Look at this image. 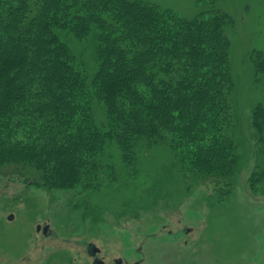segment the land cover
<instances>
[{"label": "trees", "instance_id": "1", "mask_svg": "<svg viewBox=\"0 0 264 264\" xmlns=\"http://www.w3.org/2000/svg\"><path fill=\"white\" fill-rule=\"evenodd\" d=\"M218 1L198 0L205 11L186 19L144 0H0V175L31 174L47 189L98 186L113 142L129 168L142 147L166 146L182 174L228 186L233 19ZM94 32L90 70L70 42ZM252 61L264 76V53ZM252 125L264 151V103ZM250 183L264 184L263 167Z\"/></svg>", "mask_w": 264, "mask_h": 264}, {"label": "rangeland", "instance_id": "2", "mask_svg": "<svg viewBox=\"0 0 264 264\" xmlns=\"http://www.w3.org/2000/svg\"><path fill=\"white\" fill-rule=\"evenodd\" d=\"M144 1L186 19L205 11L198 0ZM216 8L233 19L225 31L236 155L229 185L182 174L166 146L142 147L129 168L113 142L91 188L47 189L7 169L0 175V264H93L89 244L105 264H264V184L250 183L264 168L252 125L253 109L264 103V76L252 61L255 51L264 53V0H219ZM70 46L96 70L95 32ZM95 118L102 127L103 112Z\"/></svg>", "mask_w": 264, "mask_h": 264}, {"label": "water", "instance_id": "3", "mask_svg": "<svg viewBox=\"0 0 264 264\" xmlns=\"http://www.w3.org/2000/svg\"><path fill=\"white\" fill-rule=\"evenodd\" d=\"M40 229H41V227L39 226L37 230L40 231ZM49 230H50V227H49V226H46V227L44 228L43 233H44L45 235H48ZM87 251H88V254H89L91 257H96V256L100 253V249H98V248L96 247L95 244H89V245H88V249H87ZM122 262H123L122 259H118V260H116V264H122ZM94 264H104V261L101 260V259H96V260L94 261Z\"/></svg>", "mask_w": 264, "mask_h": 264}, {"label": "flooded vegetation", "instance_id": "4", "mask_svg": "<svg viewBox=\"0 0 264 264\" xmlns=\"http://www.w3.org/2000/svg\"><path fill=\"white\" fill-rule=\"evenodd\" d=\"M48 233H49V232H48ZM96 259H100V258L95 257V258H94V261H95ZM94 261H93V264H94ZM104 264H105V262H104ZM115 264H116V260H115ZM122 264H124V261L122 262Z\"/></svg>", "mask_w": 264, "mask_h": 264}]
</instances>
